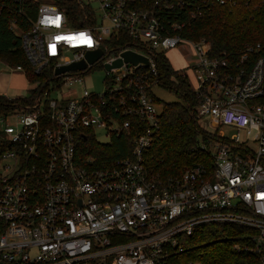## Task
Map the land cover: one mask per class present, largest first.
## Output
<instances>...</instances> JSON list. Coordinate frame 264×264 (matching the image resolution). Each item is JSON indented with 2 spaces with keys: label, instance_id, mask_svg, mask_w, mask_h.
I'll return each instance as SVG.
<instances>
[{
  "label": "built area",
  "instance_id": "obj_1",
  "mask_svg": "<svg viewBox=\"0 0 264 264\" xmlns=\"http://www.w3.org/2000/svg\"><path fill=\"white\" fill-rule=\"evenodd\" d=\"M33 1L35 16L26 8ZM71 1L83 28L56 0H0V16H13L10 29L36 73L54 62L55 75L59 67L88 63L89 51H103L86 70L59 76L61 89L50 86L32 102L0 113V264H169L185 251L183 238L213 224L255 231V249L264 259V45L237 59L220 58L206 39L183 35L214 6L236 1ZM81 34L90 46L61 39ZM122 36L130 44L111 52L107 42ZM127 51L149 64L106 69ZM169 52L187 59L183 68L171 65L197 96L198 120L237 134L227 139L221 133V141L209 146L212 169L195 166L166 186L149 175L145 153L161 114L152 93L160 86L154 57ZM0 66L24 72L2 61ZM96 66L107 73L103 93L54 95L82 85ZM17 98L28 95L7 97ZM97 131L109 138L103 144L140 135L129 156L94 168L88 165L96 159L82 163L79 146L89 133L98 141Z\"/></svg>",
  "mask_w": 264,
  "mask_h": 264
},
{
  "label": "trees",
  "instance_id": "obj_2",
  "mask_svg": "<svg viewBox=\"0 0 264 264\" xmlns=\"http://www.w3.org/2000/svg\"><path fill=\"white\" fill-rule=\"evenodd\" d=\"M235 1L234 5L214 6L208 16L194 19L183 35L195 41L206 39L211 44L212 55L220 58L237 59L247 48L264 45V0ZM56 3L67 8L75 27L86 26L80 21V10L71 0H56ZM37 5L35 1L28 4L26 8H31L29 15L35 16ZM12 19L9 13L0 16V61L15 68L21 66L27 81L39 87L32 88L25 99L8 100L6 96L0 95V113H9L17 105L32 102L34 97L49 90L50 86L59 90L64 82L63 77L54 75V62L40 73L35 72L25 56L21 41L10 29ZM107 44V48L116 53L130 44V40L122 36ZM154 59L160 86L175 93L181 101L163 105L153 145L145 153V164L150 176L170 186L180 181L195 166L213 168L209 146L215 139L199 124L195 112L197 96L187 78L173 69L165 54L157 53ZM139 135L133 133L132 137L114 139L110 144H103L89 133L88 139H81L79 156L83 164H86V159H96L97 162L89 167H104L103 161L112 162L129 156L133 141ZM255 234L251 229L236 225L201 226L192 236L182 239L185 251L172 257L169 264H264L263 256L255 249Z\"/></svg>",
  "mask_w": 264,
  "mask_h": 264
},
{
  "label": "rangeland",
  "instance_id": "obj_3",
  "mask_svg": "<svg viewBox=\"0 0 264 264\" xmlns=\"http://www.w3.org/2000/svg\"><path fill=\"white\" fill-rule=\"evenodd\" d=\"M39 2L45 1V0H36ZM168 59L170 60L171 64L177 68H183L186 66L187 59H184L181 57L179 53L176 52H169L167 54ZM196 58L191 59V63L195 61ZM193 64V63H192ZM106 70L99 66L97 69H93L90 71L89 74L84 76V81L82 85H75L69 89L63 90V95H57L55 96H63L64 98H74V97H81L83 94V91L89 90L93 93H103L106 89L105 87V80H106ZM23 89L20 90L21 96H27L30 92V90L33 88V85L29 82H24ZM152 93L155 96V98L160 102L158 109L162 111L163 105L171 102H180L181 100L175 95V93L169 91L168 89H165L164 87L156 86L152 88ZM17 94L15 90H10L7 96L13 97ZM4 112V111H3ZM14 119H12V123H14ZM199 124L203 129H205L207 132L211 134V136L215 139L210 142L211 146L216 145L217 142H220L221 133L225 135L227 139H232L233 136L237 134L236 131H234L232 128L229 127H222L221 129L219 127H214L209 125L205 120H199ZM97 139L101 143H108L109 138L104 135V133H101V131H97Z\"/></svg>",
  "mask_w": 264,
  "mask_h": 264
},
{
  "label": "water",
  "instance_id": "obj_4",
  "mask_svg": "<svg viewBox=\"0 0 264 264\" xmlns=\"http://www.w3.org/2000/svg\"><path fill=\"white\" fill-rule=\"evenodd\" d=\"M103 56L102 50L97 51H89L87 53V61L86 62H79L73 63L69 66L59 67L55 70V76L59 77L63 74L75 71H84L87 69L88 64H95L101 57ZM126 63L128 67L130 66H137L139 64H149V60L146 57L138 55L137 53L127 51L122 54V59H119L113 63V65H106V69L111 71L112 69L121 68L123 64Z\"/></svg>",
  "mask_w": 264,
  "mask_h": 264
},
{
  "label": "crops",
  "instance_id": "obj_5",
  "mask_svg": "<svg viewBox=\"0 0 264 264\" xmlns=\"http://www.w3.org/2000/svg\"><path fill=\"white\" fill-rule=\"evenodd\" d=\"M24 82H28L24 72H11L4 66H0V95L7 96L10 90H15L17 94L13 97L21 96L19 93L24 87Z\"/></svg>",
  "mask_w": 264,
  "mask_h": 264
},
{
  "label": "snow or ice",
  "instance_id": "obj_6",
  "mask_svg": "<svg viewBox=\"0 0 264 264\" xmlns=\"http://www.w3.org/2000/svg\"><path fill=\"white\" fill-rule=\"evenodd\" d=\"M53 23H56L58 25L59 20L57 19L56 21H53ZM61 39H68L70 41H80V42L89 44V46L91 45L90 38L85 37L83 34H81L79 37H67V38H61Z\"/></svg>",
  "mask_w": 264,
  "mask_h": 264
}]
</instances>
